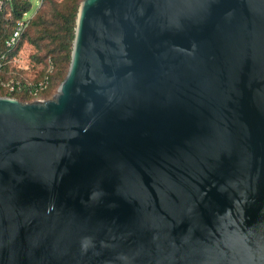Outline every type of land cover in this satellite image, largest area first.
<instances>
[{
    "label": "water",
    "instance_id": "95a60500",
    "mask_svg": "<svg viewBox=\"0 0 264 264\" xmlns=\"http://www.w3.org/2000/svg\"><path fill=\"white\" fill-rule=\"evenodd\" d=\"M0 264H264V0H84L0 97Z\"/></svg>",
    "mask_w": 264,
    "mask_h": 264
},
{
    "label": "trees",
    "instance_id": "16d2710c",
    "mask_svg": "<svg viewBox=\"0 0 264 264\" xmlns=\"http://www.w3.org/2000/svg\"><path fill=\"white\" fill-rule=\"evenodd\" d=\"M83 1L43 0L42 6L24 33L19 46L15 50L9 51L6 41L11 34L10 27L14 19L21 17L22 13L32 6L30 3H23L21 0H14L17 8L14 18L10 22L4 23V27L0 30V56L1 54H7L8 56L4 61L5 67L3 72L0 73V79H11L15 74L10 75V71L15 72L18 78L22 71L17 70L13 60L20 53L22 47L28 44L32 47L30 55L32 67H41L32 80L38 82L48 76L49 87L41 93V97L44 99L51 98L66 78L71 64L77 14ZM0 97H11L21 102L32 101L27 94L18 92L9 94L4 89H0Z\"/></svg>",
    "mask_w": 264,
    "mask_h": 264
},
{
    "label": "built area",
    "instance_id": "2783aa9c",
    "mask_svg": "<svg viewBox=\"0 0 264 264\" xmlns=\"http://www.w3.org/2000/svg\"><path fill=\"white\" fill-rule=\"evenodd\" d=\"M23 3H30L32 6L29 10L24 11L22 13V16L18 19H14V22L12 23L10 29L11 34L8 37L6 41V46L9 51L15 50L24 35V33L27 31L29 26L32 23V20L36 16L38 10L42 6L43 0H38L37 4L38 7L36 11L31 14V10L33 8V4L31 0H21ZM16 5L14 3V0H0V30L4 27V23L10 22L14 18V13L16 11ZM7 54H1L0 56V73L3 72L5 67V60L7 59ZM21 54H18L14 57V64H19V70L23 71L27 70L28 68L24 65H21ZM52 69V68H51ZM50 69V71H51ZM15 74L13 77L9 80H3L0 79V89L7 90L9 94H15V93H24L27 94L32 101L35 100H44L43 97H41V93L43 91H46L49 87V77L46 76L43 80L38 82H31L27 79L23 78L21 74L18 75V78L16 77V73L13 71H10L9 74Z\"/></svg>",
    "mask_w": 264,
    "mask_h": 264
},
{
    "label": "rangeland",
    "instance_id": "374dc122",
    "mask_svg": "<svg viewBox=\"0 0 264 264\" xmlns=\"http://www.w3.org/2000/svg\"><path fill=\"white\" fill-rule=\"evenodd\" d=\"M31 1H32V4H33V8H32V10H31L30 13L33 14L36 11L37 7H38V4H37L38 0H31ZM31 53H32V47L29 46L28 44H25L22 47V49L20 50V53L19 54H21V56H22V58L20 60L21 63H22L21 65H24V66H26L28 68L27 70H23V71L21 70L22 72H20V74L23 76V78L27 79L28 81L34 82L32 79L36 75L35 73L38 70H40L41 67L40 66L38 68H33L32 67V64L30 63V55H31ZM15 65L17 67V70H19L20 69L19 68V64L18 65L15 64ZM25 73H27L26 76H25ZM56 93H57V91L55 92V94Z\"/></svg>",
    "mask_w": 264,
    "mask_h": 264
}]
</instances>
